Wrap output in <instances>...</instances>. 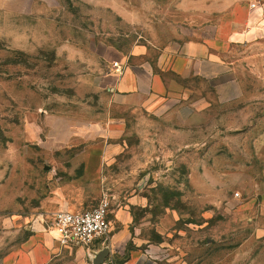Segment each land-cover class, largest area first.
<instances>
[{"label":"rangeland","instance_id":"obj_1","mask_svg":"<svg viewBox=\"0 0 264 264\" xmlns=\"http://www.w3.org/2000/svg\"><path fill=\"white\" fill-rule=\"evenodd\" d=\"M116 1L0 0V264L41 243L27 264H77L52 218L104 196L110 229L87 264L105 247V264H264V29L225 47L216 77L170 76L184 119L160 116L104 72L156 60L211 15L122 0L132 22Z\"/></svg>","mask_w":264,"mask_h":264},{"label":"crops","instance_id":"obj_2","mask_svg":"<svg viewBox=\"0 0 264 264\" xmlns=\"http://www.w3.org/2000/svg\"><path fill=\"white\" fill-rule=\"evenodd\" d=\"M254 1L257 0H226V3L222 4L221 7L216 2L207 6L203 0H192L189 3L186 0L188 8L185 10L193 11L196 17L200 18L210 14L211 18L204 20L205 22L201 26L199 25L200 27L195 26V32L182 34L180 37L183 38L178 40L180 43L176 42L177 46L174 44L162 49L156 60H148L146 65L138 63L137 60L131 66H128L127 62L119 63L118 68L112 66L110 72H104L102 78L111 80L110 90L115 97L123 98L124 101L127 99H138L142 102L148 101V103L157 101L158 105L162 107L153 109L160 116L171 114V107L176 105L175 110L178 118L184 119L180 112V104H178L184 100L182 95L185 93L184 88L172 92L173 86H179L180 83L174 82L170 76L206 79L216 77L219 74V63L221 62L219 54L225 47L241 42L245 43L263 31V16L250 7ZM116 3L118 8L122 10L120 12L128 15L129 20L132 22L138 20L137 11L125 8L122 0H117ZM197 30L200 31L198 35L196 34ZM153 35H158L155 33V29ZM142 51L141 48H137L132 54L134 57H138L142 55ZM128 232V227H125L114 234L111 237L112 244L118 245L124 242L125 238L128 237ZM38 246L34 250V256L27 254L26 248H21L4 258L3 264H11L12 262L14 264H27L29 257L30 261L31 259L36 261L37 255L45 247L44 243ZM64 246L69 249L72 255L74 254V260L77 264H87L86 247L77 244ZM89 253L90 256H93L91 252ZM130 261L128 259L126 263Z\"/></svg>","mask_w":264,"mask_h":264},{"label":"built area","instance_id":"obj_3","mask_svg":"<svg viewBox=\"0 0 264 264\" xmlns=\"http://www.w3.org/2000/svg\"><path fill=\"white\" fill-rule=\"evenodd\" d=\"M250 7L264 18V1H254ZM115 66L119 67V62H115ZM110 206L109 197L104 196L96 207L78 212L59 211L51 221L52 233L63 244H77L88 248L109 232Z\"/></svg>","mask_w":264,"mask_h":264},{"label":"water","instance_id":"obj_4","mask_svg":"<svg viewBox=\"0 0 264 264\" xmlns=\"http://www.w3.org/2000/svg\"><path fill=\"white\" fill-rule=\"evenodd\" d=\"M111 249L110 247H105L98 251L93 257V264H105L107 257L110 255Z\"/></svg>","mask_w":264,"mask_h":264}]
</instances>
